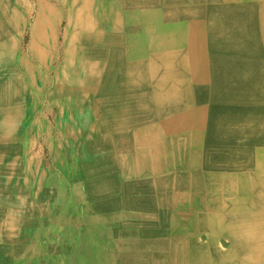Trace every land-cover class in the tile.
<instances>
[{
	"label": "bare ground",
	"instance_id": "bare-ground-1",
	"mask_svg": "<svg viewBox=\"0 0 264 264\" xmlns=\"http://www.w3.org/2000/svg\"><path fill=\"white\" fill-rule=\"evenodd\" d=\"M51 144L122 169L160 264H264V0H0L3 247Z\"/></svg>",
	"mask_w": 264,
	"mask_h": 264
},
{
	"label": "crops",
	"instance_id": "crops-1",
	"mask_svg": "<svg viewBox=\"0 0 264 264\" xmlns=\"http://www.w3.org/2000/svg\"><path fill=\"white\" fill-rule=\"evenodd\" d=\"M78 174L71 184L28 188L27 201L5 208L10 235L0 264H160V236L146 230L155 210L125 188L122 169Z\"/></svg>",
	"mask_w": 264,
	"mask_h": 264
},
{
	"label": "rangeland",
	"instance_id": "rangeland-1",
	"mask_svg": "<svg viewBox=\"0 0 264 264\" xmlns=\"http://www.w3.org/2000/svg\"><path fill=\"white\" fill-rule=\"evenodd\" d=\"M52 144L50 146L43 148V163L44 165L49 169L48 171V176L45 177L47 180V187L49 184L54 185L58 182L63 183H70L72 182L73 179L78 178V173H79V165L78 163L72 158V156L64 157L62 154L58 155L60 156L59 163H57L52 157V151H51ZM53 149V148H52ZM78 168V169H77ZM49 180V182H48ZM56 180V181H55ZM24 182H28L27 178L25 179ZM31 189L32 187L29 185L26 186L23 190H20L22 192H26V190ZM25 195V193H24ZM25 195L23 202L27 201L28 198ZM32 200V199H29ZM148 208V207H147Z\"/></svg>",
	"mask_w": 264,
	"mask_h": 264
}]
</instances>
